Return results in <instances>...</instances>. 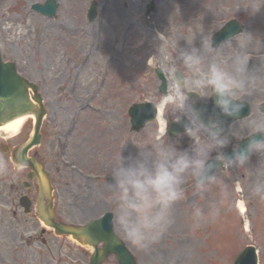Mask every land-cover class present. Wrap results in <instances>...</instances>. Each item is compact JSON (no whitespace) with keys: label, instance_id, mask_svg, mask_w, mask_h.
<instances>
[{"label":"rangeland","instance_id":"obj_1","mask_svg":"<svg viewBox=\"0 0 264 264\" xmlns=\"http://www.w3.org/2000/svg\"><path fill=\"white\" fill-rule=\"evenodd\" d=\"M44 1L0 0V52L4 60L15 63L17 72L39 86L38 93L46 107L43 120L46 134L41 147H35L32 152L42 149L57 153L61 169L58 180L62 186L66 185L65 193H71L70 197L75 200L73 208L86 214L77 223L98 217L109 208L114 212L107 173L120 150L124 156L137 153V148L126 141L143 146L159 135L157 119L139 132H132L127 109L132 103L160 101L156 67L168 81L167 91L171 90L164 64L174 53L176 42L182 48L191 44L200 47L202 38L211 40L216 30L229 20L239 21L240 32L217 47L230 55L239 49V43L251 40L250 57L260 54L263 59L259 56L257 60V56L249 64L260 79L255 94L246 99L252 107L250 115L231 124L230 128L237 129V138L255 117L256 106L264 104V0H56L58 8L52 18L32 9L34 3ZM93 1L97 15L90 23L86 13ZM150 2L155 9L147 14L145 7ZM120 13H123L122 22ZM36 24L49 29L50 35L35 44L39 34L43 35L42 31L35 32ZM70 26L74 29L62 30ZM136 33L144 35L141 41L136 40ZM124 35L127 40L120 46ZM103 41L110 44L104 46ZM111 52L115 53L114 60L110 59ZM56 56L70 59L71 66L61 70L59 76H49L48 70ZM121 60L127 67L126 77L117 68ZM107 70L110 74H106ZM83 74L88 75L85 84L80 80ZM199 99L209 100L198 96ZM174 103L173 97L163 116ZM186 103L189 105V100ZM167 119L169 123L172 121L171 114ZM31 124L32 118L26 117L16 133L0 131V145L20 146L32 129ZM169 138L178 141L180 149L188 148L191 143L185 133ZM229 139L227 148H233L240 141L235 137ZM5 169L7 164L2 161L0 171ZM213 175L219 178L218 182L207 191L200 192L189 183L185 198L172 207L171 213L176 218L168 227L170 235L160 238V244L158 240L148 251L142 249L144 263L174 264L176 256L184 252L187 264H232L239 251L252 244L258 252L259 263L264 264V199L254 192L256 184L264 182V151L253 155L245 167H222ZM7 182L0 179L1 194L8 191ZM225 186L228 194L222 196ZM239 200L245 207L248 230L237 208ZM197 207L206 215L214 209L215 220L194 228L192 214ZM0 208L6 209L1 205ZM7 216L11 218V214ZM113 216L115 231L137 255L141 249L128 243ZM2 217L0 264H42L35 253L39 245L35 238L38 232L34 233L37 222L16 217L8 224L7 217ZM8 227L18 228V233H9ZM22 228L27 229L24 232ZM176 234L179 237L174 239ZM181 241L185 245L183 250L169 254ZM144 263L137 260V264Z\"/></svg>","mask_w":264,"mask_h":264},{"label":"clouds","instance_id":"obj_2","mask_svg":"<svg viewBox=\"0 0 264 264\" xmlns=\"http://www.w3.org/2000/svg\"><path fill=\"white\" fill-rule=\"evenodd\" d=\"M250 43L251 40L239 43V49L225 55L222 48L213 46L212 40L202 38L200 47L191 44L187 48L176 42L174 53L164 64L172 84L164 96L172 95L176 103L167 108L162 118L165 120L163 131L143 146L126 141L137 148V153L124 156L120 150L107 173L115 223L133 247L145 249L160 239L173 222V205L185 198L189 183L200 192L207 191L218 182L219 178L212 174L217 165L245 167L253 155L264 151V104L256 106L255 117L237 138L236 127L225 134L219 119L204 124L186 103L188 93L214 97L221 115L238 118L245 100L255 94L260 79L249 68ZM169 114L173 122L183 124L185 135L191 140L188 148H178V141L168 137ZM258 136L261 138L257 139ZM229 137L247 139L243 147L233 146L231 157L224 151L230 143ZM254 192L264 199V182L257 183ZM227 194L225 186L221 195ZM216 214L214 209L206 215L203 209L195 208L193 227L214 221Z\"/></svg>","mask_w":264,"mask_h":264},{"label":"water","instance_id":"obj_3","mask_svg":"<svg viewBox=\"0 0 264 264\" xmlns=\"http://www.w3.org/2000/svg\"><path fill=\"white\" fill-rule=\"evenodd\" d=\"M57 4L54 0H47L43 5L34 4L33 9L48 15L53 16L56 11ZM153 6L151 2L147 9L150 10ZM95 7L94 4L91 5L88 11L89 20L94 18ZM240 25L236 21H230L221 30L213 36V44L216 46L221 41L227 40L228 38L234 36L239 32ZM157 76L162 81L160 87V92H166V82L162 77L160 70L156 69ZM37 86L32 82H27L26 79L21 77L15 70V66L11 62H2L0 58V124L5 123L15 117L22 116L25 114H33L35 117V124L33 129V134H31L30 139L21 145L18 153L23 157L26 151L39 143V128L42 116L44 115V108L42 105L40 94L37 93ZM31 90V92H30ZM32 94H30V93ZM190 98L196 97L194 93H188ZM214 97H211L210 103L206 104L203 102L194 103L191 107L199 114L200 120L204 123H208L210 120H221L223 122V127L225 129V134L228 132V125L235 119H241L249 114L250 107L245 104L244 108L240 112L238 118L225 117L220 114L219 109L215 107ZM128 113L130 115L131 129L133 131H138L144 124L156 115V107L153 103H135L132 104ZM168 134L171 137L184 132L183 124L172 122L170 128H168ZM261 137H257L260 139ZM247 139H243L239 146L243 147L246 145ZM225 153L231 157L233 154L232 149H227ZM222 165H217L213 169L212 174L221 168ZM112 214L105 213L103 216L96 220L89 221L86 225L79 228H74L66 226L63 224L48 223L57 232L63 234H71L77 239L84 238L85 243L89 245H95L98 241L103 242V247L101 250H97L93 256L91 264H99L104 256L107 254L114 253L117 256L118 262L120 264H135L133 257L128 252L124 244L115 236L112 230ZM233 264H256V254L253 246H246L243 251L234 260Z\"/></svg>","mask_w":264,"mask_h":264},{"label":"flooded vegetation","instance_id":"obj_4","mask_svg":"<svg viewBox=\"0 0 264 264\" xmlns=\"http://www.w3.org/2000/svg\"><path fill=\"white\" fill-rule=\"evenodd\" d=\"M41 124L42 142L46 130L44 124ZM40 147L41 144L38 148ZM13 148L10 147L9 143L0 145V163L3 161L7 164V169L0 171V179L8 181V191L6 194L0 193V205L6 207V209L0 208V211H2L0 217L3 216V219L7 217L8 224L12 223L16 217L24 218L25 221L32 220L35 224L37 222L38 229L34 233L38 232L35 238L39 245L36 246V252L35 250L33 252L38 254L37 258L41 260L42 264H88L92 250L79 249L80 247H77V245H72L71 240L57 235L50 228L40 224V220H38V210H41L42 214H51L52 219L56 222L75 220L76 217H81L82 215L81 211L73 208L75 200L70 197L71 193H65L66 185L62 186V182L58 180L60 178L58 173L61 169L58 166L57 153L42 149L33 152L29 150L26 157L36 159L39 164L36 165L28 161L27 166L20 167L10 157L13 153ZM14 159L18 162L21 161L19 157ZM45 178L49 181L50 191L45 186ZM22 197H26L24 201L27 203V207L21 205ZM25 209L28 210L27 213ZM9 214H11V218L7 216ZM85 215H82V217ZM23 227H27L26 224ZM26 229L22 228V231ZM7 230L9 233H18V228L8 227ZM63 242L68 244L63 245ZM142 254L145 255L142 249L137 251L136 259L139 263H144ZM183 259L185 262L181 264H187L186 255H184ZM112 261L113 264H116L115 258L110 256L105 258L102 264H110ZM144 264L149 263L146 262Z\"/></svg>","mask_w":264,"mask_h":264},{"label":"bare ground","instance_id":"obj_5","mask_svg":"<svg viewBox=\"0 0 264 264\" xmlns=\"http://www.w3.org/2000/svg\"><path fill=\"white\" fill-rule=\"evenodd\" d=\"M24 14H27L25 11H24ZM121 14V22L123 21V13H120ZM36 25H38V27L35 29V32L37 31V30H39V31H42L43 32V35L41 36L40 34H39V37L37 38V39H39V40H34V43L36 44V43H39V42H41L42 40H43V38L45 37V36H47V35H50V32H49V29H45V26H43L42 24H36ZM71 29H74V27H67V28H62V30H66V32H69L68 30H71ZM71 33V32H70ZM101 36H102V34H100ZM135 35V37H136V40L137 41H141L140 40V38H142V37H144V35H140V34H134ZM41 37V38H40ZM100 39H102V38H100ZM125 35L124 36H122V38H121V42H120V46L121 45H124L125 44ZM127 40V39H126ZM30 44V43H29ZM110 43H107V41H103V45L105 46V45H109ZM143 45V44H142ZM123 49H124V47H123ZM252 56L250 57V60H249V64H251L252 62H254V60L257 58V56H258V58H257V60L259 59V56H260V54H251ZM115 53L114 52H111V57H110V59H115ZM127 57H128V55H127ZM260 59L262 60L263 59V57L262 56H260ZM70 59H68V58H64V56H60V58H58V56H56V59H55V61L53 62V64L51 65V67H50V69L48 70L49 71V76H56V75H58V73L61 71V70H67V68L69 67V66H71V64H69V61ZM106 60V59H105ZM109 61V60H108ZM120 63H122V64H120V67H117V68H119V73L122 75V76H124V77H126L127 76V73H126V70H127V67L124 65V63L122 62V60H121V62ZM118 70V69H117ZM106 72V74H110V72H109V70H107V71H105ZM260 73H262V71H260ZM59 75H61V74H59ZM58 75V76H59ZM258 75V74H257ZM75 76H76V74H75ZM79 76V75H78ZM88 75L87 74H83L82 75V78L80 79V80H82V83L83 84H85L86 82H87V80H85L86 79V77H87ZM167 95V94H166ZM173 100V97L172 96H170V95H168V96H162L161 97V99H160V101L158 102V105H157V113H158V115H157V117H156V119H157V121H158V125H159V128H157L158 129V133L160 134L162 131H163V129H164V127H165V120L164 119H162L164 116H163V111H164V109H165V107L167 106V104H168V102H170V101H172ZM82 101V100H81ZM83 102V101H82ZM26 117H32V116H21V117H17V118H15V119H12L11 121H9V122H7V123H5V124H2V125H0V131L1 132H6V133H16L19 129H20V127L22 126L21 124H22V122H23V120L26 118ZM237 208H238V210H239V212L242 214V216H243V219H244V227H245V230H248V222H247V220L245 219V215H244V213H245V207H244V204H243V202L241 201V200H239L238 202H237ZM171 216H172V220L173 219H175L176 217V214L175 213H171ZM172 224V223H171ZM168 230V229H167ZM168 235H170V232L169 231H166L160 238H164V237H166V236H168ZM172 236V235H171ZM170 236V237H171ZM179 237V235L178 234H176V235H174V239L175 238H178ZM169 240H171V242L170 243H172L173 242V240L170 238ZM159 242V244H160V240L158 241ZM184 242V241H183ZM183 242L181 241V242H179V244L177 245V249H175L174 251H171L169 254H177V253H179V251H182L183 250V248L185 247V245L183 244ZM157 251H159L160 250V246L159 245H157ZM150 248H145L144 250L145 251H148ZM188 250V249H187ZM184 255H185V253L184 252H182V253H179L176 257V259H175V261L176 262H174V264H181V263H183V262H185V260L183 259V257H184ZM197 264H200V263H197Z\"/></svg>","mask_w":264,"mask_h":264}]
</instances>
